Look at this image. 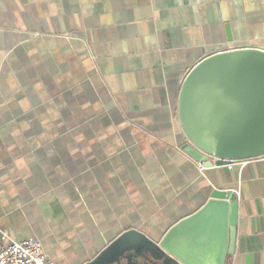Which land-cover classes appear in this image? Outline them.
Masks as SVG:
<instances>
[{"label": "crops", "instance_id": "crops-1", "mask_svg": "<svg viewBox=\"0 0 264 264\" xmlns=\"http://www.w3.org/2000/svg\"><path fill=\"white\" fill-rule=\"evenodd\" d=\"M241 47L264 50V0H0V234L85 264L231 189L226 264H264V156L200 171L176 109L197 62Z\"/></svg>", "mask_w": 264, "mask_h": 264}, {"label": "water", "instance_id": "water-1", "mask_svg": "<svg viewBox=\"0 0 264 264\" xmlns=\"http://www.w3.org/2000/svg\"><path fill=\"white\" fill-rule=\"evenodd\" d=\"M177 117L182 150L206 168L264 156V50L230 48L202 58L185 75ZM237 201L215 188L158 240L128 229L85 264H226L234 252Z\"/></svg>", "mask_w": 264, "mask_h": 264}, {"label": "built area", "instance_id": "built-area-1", "mask_svg": "<svg viewBox=\"0 0 264 264\" xmlns=\"http://www.w3.org/2000/svg\"><path fill=\"white\" fill-rule=\"evenodd\" d=\"M212 162V166H217L215 157L206 155ZM200 171L206 167L203 162L195 161ZM236 162L242 163V160H234L226 163L230 166ZM0 264H55L53 260L43 251L40 240L36 238H27L21 241H15L6 234H0Z\"/></svg>", "mask_w": 264, "mask_h": 264}, {"label": "flooded vegetation", "instance_id": "flooded-vegetation-1", "mask_svg": "<svg viewBox=\"0 0 264 264\" xmlns=\"http://www.w3.org/2000/svg\"><path fill=\"white\" fill-rule=\"evenodd\" d=\"M140 262H141L142 264H143V263H145V261H144V260H142V261H140Z\"/></svg>", "mask_w": 264, "mask_h": 264}]
</instances>
